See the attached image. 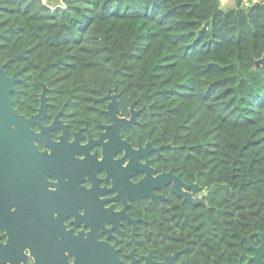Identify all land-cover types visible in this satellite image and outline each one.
<instances>
[{
  "label": "trees",
  "instance_id": "16d2710c",
  "mask_svg": "<svg viewBox=\"0 0 264 264\" xmlns=\"http://www.w3.org/2000/svg\"><path fill=\"white\" fill-rule=\"evenodd\" d=\"M237 3L0 0V68L21 92L38 103L45 85L76 127L105 121L110 92L125 116L145 108L133 133L203 187L143 214L155 249L192 264L245 263L264 233V0Z\"/></svg>",
  "mask_w": 264,
  "mask_h": 264
},
{
  "label": "flooded vegetation",
  "instance_id": "af4514ba",
  "mask_svg": "<svg viewBox=\"0 0 264 264\" xmlns=\"http://www.w3.org/2000/svg\"><path fill=\"white\" fill-rule=\"evenodd\" d=\"M24 82L21 78L14 85L18 93H12L11 99L14 110L29 119L40 114L42 92L38 103L34 102L32 94L19 90ZM46 98V114L39 123L29 127L33 134L40 136L32 140L40 156L0 159V170H6L5 177L0 174V264H83V260L84 264H93L94 241L111 248L122 264H192L184 250L163 253L155 249L154 222L143 214L150 209L146 204L162 205L171 198L192 204L190 199L178 195L188 186H199L191 197L194 203L200 204L205 193L203 187L198 182L188 183L168 170L162 158L164 149L151 151L139 158L137 164L153 170V179L171 172L183 184L172 181L161 189H154L156 196L165 197L158 203L149 197L131 200L130 186L148 177L146 168L131 167L137 157L134 153L151 143H142L133 133L138 124L121 127L120 139L126 144L119 149L109 148L113 146L111 137L104 139L106 148L102 144L91 146L92 141H99L107 133L104 126L112 125V119L106 114L110 100L105 99V121L91 128L88 124L72 125L74 112L70 114L65 106L58 109L48 92ZM118 102L119 118L130 120L134 104L125 116L119 95ZM31 106L33 112L26 113ZM135 110L142 112L145 108L135 107ZM151 144L154 149L161 147ZM105 151L112 153L108 161ZM119 192L122 196L113 201ZM124 211L131 221L118 217ZM10 242L15 246L9 247ZM253 256L254 253L247 262L238 264H256L250 261Z\"/></svg>",
  "mask_w": 264,
  "mask_h": 264
},
{
  "label": "water",
  "instance_id": "95a60500",
  "mask_svg": "<svg viewBox=\"0 0 264 264\" xmlns=\"http://www.w3.org/2000/svg\"><path fill=\"white\" fill-rule=\"evenodd\" d=\"M244 0H238V7H241ZM260 3H257L253 6V8L257 7ZM259 65H264V56L261 60L256 63ZM21 78L18 73H15L14 76L9 77L5 72V66H3L0 70V159L10 157H37L40 154L37 151V147L33 144L32 140L39 137V135H35L30 130L31 124L39 123V119L46 114V107H47V87L43 85V91L41 94V107L39 109L40 114L35 115L29 119L24 116H21L17 111L14 110L12 105L11 94L18 93L17 89L14 85L17 82H20ZM105 99L110 100L108 104L106 114L110 116L112 119V125L104 128L107 130V133L101 135L99 141L94 142L92 141L91 146L94 144H102L104 147H108L104 143V139L107 137H111L113 141V146L109 147L110 149H119L125 146V142H122L120 139V129L121 127L124 128H131L134 125L138 124L137 115L141 111H136L135 106L133 105L131 108V119H121L119 118L118 114L120 112L119 102H118V95L112 94L110 92L108 95L105 96ZM168 147L167 145H162L158 149H154L151 143H148L146 148L141 147L140 150L134 154L137 155L136 158L132 161L131 167L132 168H146L148 177L144 181H142L138 185L130 186V192H128L129 198L133 201H139L142 198L149 197L152 199L153 202H157L159 200H164V196H156L154 194V189H161L165 185L170 184L172 181L176 182V185L183 184L177 176L173 173H166L161 176L156 177L155 179L152 178V174L155 173L153 170L148 168L147 165L141 166L137 164V160L142 157H146L147 154L151 151L160 152L163 149ZM112 150V153L114 152ZM81 151V149H80ZM105 151V160L108 161L111 158L112 153H108ZM133 154V153H132ZM88 156V154H86ZM136 161V162H135ZM0 174H3L5 177L6 170H0ZM190 187V186H189ZM113 191V190H112ZM180 197L185 199H190L189 196H186L183 193L178 192ZM122 196V193L119 192L118 196L113 199L117 200L119 197ZM191 200V199H190ZM193 203L194 201L191 200ZM127 204V203H126ZM118 217H127L126 212L118 214ZM129 219V218H128ZM130 220V219H129ZM131 221V220H130ZM261 239V245L259 247L252 246L254 251V256L250 258V261H254L256 264H264V233H259ZM94 237V236H93ZM80 239V238H77ZM9 247L15 246L11 242L9 243ZM93 257L92 263L93 264H122L118 261L115 252L109 248L108 246H104L103 244H97L95 241L93 243ZM83 260V264H84Z\"/></svg>",
  "mask_w": 264,
  "mask_h": 264
},
{
  "label": "crops",
  "instance_id": "0c3cea01",
  "mask_svg": "<svg viewBox=\"0 0 264 264\" xmlns=\"http://www.w3.org/2000/svg\"><path fill=\"white\" fill-rule=\"evenodd\" d=\"M66 0H63V4H64V2H65ZM262 0H244V2H243V4L242 5H246V6H249L251 3H254V5L255 4H257V3H260ZM236 0H224L223 2H222V5L224 6V7H232V6H234L235 4H236ZM64 6H65V4H64Z\"/></svg>",
  "mask_w": 264,
  "mask_h": 264
},
{
  "label": "rangeland",
  "instance_id": "374dc122",
  "mask_svg": "<svg viewBox=\"0 0 264 264\" xmlns=\"http://www.w3.org/2000/svg\"><path fill=\"white\" fill-rule=\"evenodd\" d=\"M223 1L224 0H221V2H223ZM56 8H58V7H56ZM178 190H180V188H178ZM198 190H199V186H192V187H189L188 186V187H185V189H183V191H181V193L184 192L183 194H185L186 196H189L190 199L193 200L192 197H191L192 196V193L194 194ZM204 195H205V193H204ZM196 198L199 200L201 198V196L200 195L199 196H196ZM193 201H195V200H193Z\"/></svg>",
  "mask_w": 264,
  "mask_h": 264
},
{
  "label": "snow or ice",
  "instance_id": "6c2138e0",
  "mask_svg": "<svg viewBox=\"0 0 264 264\" xmlns=\"http://www.w3.org/2000/svg\"><path fill=\"white\" fill-rule=\"evenodd\" d=\"M51 193H55V191H52Z\"/></svg>",
  "mask_w": 264,
  "mask_h": 264
}]
</instances>
